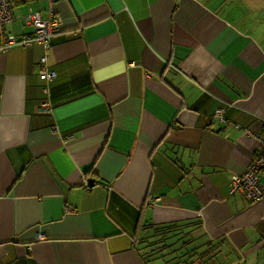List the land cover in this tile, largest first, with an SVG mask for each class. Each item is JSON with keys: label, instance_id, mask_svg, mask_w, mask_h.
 Returning <instances> with one entry per match:
<instances>
[{"label": "crops", "instance_id": "1", "mask_svg": "<svg viewBox=\"0 0 264 264\" xmlns=\"http://www.w3.org/2000/svg\"><path fill=\"white\" fill-rule=\"evenodd\" d=\"M17 6V37L60 22L0 53V264H264V195L228 191L262 149L264 0Z\"/></svg>", "mask_w": 264, "mask_h": 264}, {"label": "built area", "instance_id": "2", "mask_svg": "<svg viewBox=\"0 0 264 264\" xmlns=\"http://www.w3.org/2000/svg\"><path fill=\"white\" fill-rule=\"evenodd\" d=\"M13 0H0V53L5 52L14 45L23 47L32 44H40L45 49L49 47L50 39L59 26V19L54 17L52 12L44 18L39 11H29L23 22L32 27L30 34L17 37L6 30V25L13 20ZM40 67L38 76L40 79L49 81L55 77L53 70L46 68V56L39 59ZM46 103L42 104V110H46ZM215 116L223 120L222 109H218ZM262 149L251 163L240 174L230 177L228 184L229 193H239L249 202H257L263 198L264 188L259 180V172L264 169V138L261 140Z\"/></svg>", "mask_w": 264, "mask_h": 264}, {"label": "trees", "instance_id": "3", "mask_svg": "<svg viewBox=\"0 0 264 264\" xmlns=\"http://www.w3.org/2000/svg\"><path fill=\"white\" fill-rule=\"evenodd\" d=\"M27 0H13V5L16 6V5H19L21 3H25ZM194 250V249H193ZM196 252H194L192 255H188L187 258H190L191 256L195 255ZM201 255H202V252L201 254L199 253V258H201Z\"/></svg>", "mask_w": 264, "mask_h": 264}, {"label": "rangeland", "instance_id": "4", "mask_svg": "<svg viewBox=\"0 0 264 264\" xmlns=\"http://www.w3.org/2000/svg\"><path fill=\"white\" fill-rule=\"evenodd\" d=\"M16 6H17V5H16ZM17 7H18V6H17ZM23 8H26V7H23ZM23 8H21V7H18V8H16V9L14 8V9H13V13L16 15V13H20V10L22 11ZM23 10H24V9H23Z\"/></svg>", "mask_w": 264, "mask_h": 264}, {"label": "water", "instance_id": "5", "mask_svg": "<svg viewBox=\"0 0 264 264\" xmlns=\"http://www.w3.org/2000/svg\"><path fill=\"white\" fill-rule=\"evenodd\" d=\"M92 185V184H91Z\"/></svg>", "mask_w": 264, "mask_h": 264}]
</instances>
